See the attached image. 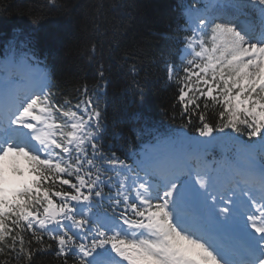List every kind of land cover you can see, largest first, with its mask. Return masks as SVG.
Masks as SVG:
<instances>
[{
  "label": "snow or ice",
  "instance_id": "6c2138e0",
  "mask_svg": "<svg viewBox=\"0 0 264 264\" xmlns=\"http://www.w3.org/2000/svg\"><path fill=\"white\" fill-rule=\"evenodd\" d=\"M249 2L260 7L259 34L185 9L186 63H169L167 73H183L181 115L201 121L202 136L244 129L264 153V0ZM32 63L12 41L0 81V264H39L50 252L58 264H264V164L242 169L221 194L220 177L193 175L191 166L182 177V165L147 154L132 163L106 154L101 85L85 82L68 99L51 91L46 73L32 76ZM210 102L221 108L222 127L206 121ZM186 179L197 191L185 190Z\"/></svg>",
  "mask_w": 264,
  "mask_h": 264
},
{
  "label": "trees",
  "instance_id": "16d2710c",
  "mask_svg": "<svg viewBox=\"0 0 264 264\" xmlns=\"http://www.w3.org/2000/svg\"><path fill=\"white\" fill-rule=\"evenodd\" d=\"M194 1L0 0V53L15 41L50 75L51 91L62 89L68 99L85 82L100 84L96 96L107 105L104 152L133 162L137 149L154 137L178 130L201 135L202 122L194 117L189 123L181 115L177 94L183 73L173 78L167 73L169 63L182 65V40L190 35L184 31L185 8ZM204 111L214 127L226 122L219 118L220 106L210 102ZM237 135L249 138L244 129ZM39 264L58 261L50 252Z\"/></svg>",
  "mask_w": 264,
  "mask_h": 264
},
{
  "label": "rangeland",
  "instance_id": "374dc122",
  "mask_svg": "<svg viewBox=\"0 0 264 264\" xmlns=\"http://www.w3.org/2000/svg\"><path fill=\"white\" fill-rule=\"evenodd\" d=\"M242 3H244L247 9H253L251 10V13H253L256 16H261L260 13V7L253 3H250L249 0H242ZM258 8V9H255ZM198 50V49H197ZM3 63H0V81H4L6 79L4 70H3ZM36 68V67H35ZM30 69V71L34 70ZM39 71V70H38ZM38 76V75H37ZM22 80H24L23 83L19 84L18 86H22L25 88L24 84L26 82V79L23 77ZM234 137L229 136L226 137L223 133L222 135H211V136H200L198 138V141L205 142V143H215L213 146H216V148L213 147V149L209 148H194V149H187L185 144L182 143L181 146L175 147V159L176 164H180L184 161L188 163H192L195 167L203 166L205 167L204 171L207 172L210 175L218 176L223 181V192L227 190L230 186L233 184L231 183V180L237 176V174L244 168L249 166H256V164H264V153H261L258 148H248V145H246V140L242 145V148H240V152L237 153L239 155V162H235L231 160L230 158V152L228 151L231 147L229 145V142ZM241 143V142H240ZM166 147V146H164ZM184 148L187 149L186 153L183 154ZM247 148V151L245 150ZM148 151L154 152L157 150V145H149ZM164 151H167L170 154V157L172 156V152L170 150H163L160 148V151L155 154H147V155H166ZM163 152V153H160ZM145 156V154H144ZM143 156V157H144ZM172 158V157H171ZM171 164V163H170ZM172 164H173V158H172ZM183 166H187L186 171H189V167L191 166L192 170L195 169L194 172H196L198 169L193 168L191 164H181ZM206 179V177H204ZM186 191L189 192H195L197 189L195 186L191 183L190 180H185ZM192 186V190H190V187ZM234 186V185H233ZM221 194L222 189L220 190Z\"/></svg>",
  "mask_w": 264,
  "mask_h": 264
},
{
  "label": "bare ground",
  "instance_id": "6f19581e",
  "mask_svg": "<svg viewBox=\"0 0 264 264\" xmlns=\"http://www.w3.org/2000/svg\"><path fill=\"white\" fill-rule=\"evenodd\" d=\"M230 1H231V0H230ZM257 7H258V5H257ZM255 9H258V8H255ZM38 70L40 71V69H39L38 67H36L34 70H32V71H31L32 76H37V75H38ZM28 84H29V81L26 80L24 86L27 87ZM164 152H165L166 155H163L162 157H161V155H158V156H156V155H148V156L154 158V159H155V160H156L161 166H167V165H169V163L172 164V158L170 157V154H169L167 151H164ZM169 152H170V151H169ZM160 153H163V152H160ZM171 164H170V165H171ZM182 166H183V165H182ZM259 167H260V166H256L257 169H258ZM186 169H187V166H183V171H182L181 173L186 172ZM194 171H195V169L192 170V172H194ZM220 190H221V189H220ZM194 206H195V205H194ZM221 239H222V241H228V243H234V241L231 239V237L227 236L226 234L223 235V236L221 237Z\"/></svg>",
  "mask_w": 264,
  "mask_h": 264
},
{
  "label": "clouds",
  "instance_id": "9594fccd",
  "mask_svg": "<svg viewBox=\"0 0 264 264\" xmlns=\"http://www.w3.org/2000/svg\"><path fill=\"white\" fill-rule=\"evenodd\" d=\"M7 159L8 158H4V161H3V164L6 166V164H7ZM21 179H24V178H21Z\"/></svg>",
  "mask_w": 264,
  "mask_h": 264
}]
</instances>
